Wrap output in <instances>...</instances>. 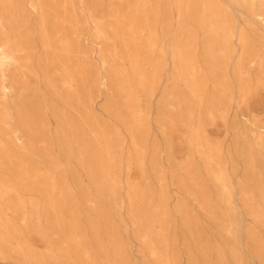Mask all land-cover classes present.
<instances>
[{
	"label": "rangeland",
	"instance_id": "374dc122",
	"mask_svg": "<svg viewBox=\"0 0 264 264\" xmlns=\"http://www.w3.org/2000/svg\"><path fill=\"white\" fill-rule=\"evenodd\" d=\"M13 1L0 264H264V0Z\"/></svg>",
	"mask_w": 264,
	"mask_h": 264
},
{
	"label": "bare ground",
	"instance_id": "6f19581e",
	"mask_svg": "<svg viewBox=\"0 0 264 264\" xmlns=\"http://www.w3.org/2000/svg\"><path fill=\"white\" fill-rule=\"evenodd\" d=\"M29 6L31 8L32 14H34L39 19V22L42 23L43 25V15L44 14L42 10V1L41 0H30ZM25 22L26 20L24 21L23 15H21L20 13V8L18 7V4L15 1L0 0V62H1L0 66H3V64L5 63L7 64H17L18 62L26 63L25 60H27L28 57L27 55H25V53L30 51L32 47L28 40L27 33L25 32L21 33L18 28L19 25L21 26ZM2 89L4 90L6 89V87H4L3 84H2ZM224 112L225 111H223L222 114Z\"/></svg>",
	"mask_w": 264,
	"mask_h": 264
}]
</instances>
